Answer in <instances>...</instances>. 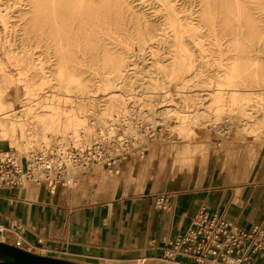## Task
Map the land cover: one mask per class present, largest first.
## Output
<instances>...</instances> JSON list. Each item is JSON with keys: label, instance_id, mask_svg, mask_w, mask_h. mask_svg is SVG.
I'll return each mask as SVG.
<instances>
[{"label": "crops", "instance_id": "crops-1", "mask_svg": "<svg viewBox=\"0 0 264 264\" xmlns=\"http://www.w3.org/2000/svg\"><path fill=\"white\" fill-rule=\"evenodd\" d=\"M226 146L208 144L205 156L186 164L164 144L149 143L142 158L125 160L117 173L103 170L96 178L99 168H93L77 175L78 183L73 178L54 191L45 184L0 188L6 229L0 240L20 238L24 249L80 264H236L169 256L172 240L201 209L245 230L264 231V142L244 150ZM229 149L254 153L244 174L225 167ZM113 176L114 185L105 186ZM160 195L167 208L156 205ZM248 264H264V251L253 253Z\"/></svg>", "mask_w": 264, "mask_h": 264}, {"label": "bare ground", "instance_id": "bare-ground-1", "mask_svg": "<svg viewBox=\"0 0 264 264\" xmlns=\"http://www.w3.org/2000/svg\"><path fill=\"white\" fill-rule=\"evenodd\" d=\"M24 1H28L30 13L22 8ZM246 1L234 0L240 8L239 16L248 17ZM250 1L257 2L258 0ZM127 2L129 3V0ZM141 2L136 3V8L129 5L126 9L124 8L126 3L122 0H2L0 22L5 29L11 27L9 26L11 22L16 24L17 28L12 27V30L18 37L21 35L18 43L28 49L39 46L42 40L51 36L59 49L72 45L77 49L93 47L98 50L102 46L94 45L89 41L97 38V35L102 32L110 40L112 48L114 44L125 45L119 35L124 34L130 39L133 31L138 30L140 32L137 41L139 51L142 52L150 46L149 49L153 53L151 38L156 36L154 32L157 30L158 19L163 17V21L167 23L173 34L172 46L176 54L172 56L174 59L168 63H163L159 59L152 62L163 67L165 79L160 81L152 78L149 85L145 87L147 90L143 91V95H146L155 93L154 89L171 79L185 78V73L194 65V61L190 56L182 53L184 50L182 37L189 35L196 41L205 32L210 31V19L216 15L217 4L222 3L223 8H226L228 0H157L158 5L164 9V14L157 18H151L156 7H146ZM198 9L201 14H196ZM125 12H130V15L127 17ZM246 41L252 43L250 38ZM6 51L5 54L9 56L12 50L7 49ZM232 54L235 56L229 62L230 65L223 63L220 58L218 61L213 58L212 61L221 68L210 75V87L203 90L204 96L212 105L208 118L210 128L216 131L221 130L218 121L224 120L229 125V119L234 117L239 120L235 126L240 133L259 129L264 135V89L255 94V91L249 87L254 84L253 81L251 82L252 79L246 78V74H243L239 67L242 59L236 56L238 55L236 51H232ZM129 59L127 55L114 58L108 56L102 60L95 58L93 64L108 69V72L104 71L100 74L99 87L94 90L85 88L82 83L84 78L71 73L65 74L64 69L59 67L56 81L60 89L36 92L25 88V99L21 101L19 108L6 103L0 91V144L6 140L10 143L9 146L14 148V146L20 147L23 141L30 144L31 140H35L42 145L41 141L51 134L60 141L61 148L66 145L79 147L97 137V134L103 136L116 134L119 125L122 124L121 120L127 124L126 129L136 136L138 132L132 125L133 119L136 117L139 119L146 108L150 111L154 123L168 113H173L177 122L172 126L168 123L166 127L170 129L179 127L180 129L185 126L183 125V123L186 124L185 116L174 107L168 108L169 104L154 108L151 102L146 103L143 100L140 104L144 108L137 107L138 109L132 111V113L136 112L135 117L128 115L131 109L125 101L131 94L126 88L129 84L126 83L132 80L125 78V70L131 65ZM29 62L33 63L34 59ZM195 75L198 74L195 73ZM259 79L256 78L254 81L257 82ZM18 80L24 81L25 85L29 83L28 78L24 76ZM203 81L208 86V79L204 78ZM97 91L101 93L102 107L95 114L92 94ZM255 96L257 99H254ZM255 108L258 114L254 111ZM90 115L95 117L94 121ZM95 128L98 130L96 133H94ZM229 129L230 126L228 131ZM189 143L176 148V157L186 164L193 160L192 147ZM31 151L24 154H29ZM253 159L254 153L251 150H248L244 156L236 151L227 152L225 167L230 171L241 169L244 174ZM235 166L238 170L233 169ZM113 183H108V185Z\"/></svg>", "mask_w": 264, "mask_h": 264}, {"label": "rangeland", "instance_id": "rangeland-1", "mask_svg": "<svg viewBox=\"0 0 264 264\" xmlns=\"http://www.w3.org/2000/svg\"><path fill=\"white\" fill-rule=\"evenodd\" d=\"M122 1L126 3L124 7L126 9L129 8V5L135 7L136 3H140V1L146 7L155 6L154 15L151 18H157L164 14V9L158 5L157 0H129V3L127 2L128 0ZM1 2L2 0H0ZM22 3L24 11L27 10L30 13L28 1ZM245 4L248 8V17L238 15L240 8L237 7L234 0H228L226 8H223L222 3L217 4L216 15L213 19H210V31L205 32L196 41L189 35L182 37L184 41L182 53L190 56L194 61V65L185 73V78L171 79L169 82L154 89L155 93L146 95H143V91L147 90L145 87L149 85L152 78L159 79L160 81L165 79L163 67L152 62L155 59H159L163 63H168L174 59L172 56L176 54V50L172 46L173 34L168 28L167 23L163 21V17L158 19L156 28L158 31L155 30L156 36L151 38L153 53L149 49L150 46L142 52L139 51V42L137 41L140 37V32L138 30L133 31L130 39L124 34L119 35L120 39L125 42V45L114 44L112 48L110 47V40L102 32L97 35V38L89 41L94 45L98 44L102 46L98 50L93 47L77 49L72 45L65 49H59L56 47L54 39L51 36L42 40L39 46L28 49V47L21 46L18 43L21 35L18 37L12 30V27H16V24L11 22L9 24L11 27L5 29L2 22H0V91L3 93L6 103L19 108L21 101L25 99V88L36 92L60 89L56 81V73L59 67L64 69L65 74L71 73L84 78L82 83L85 88L94 90L99 87L100 83L98 79L100 74L104 71L105 73L108 72V69L93 64L95 58L102 60L108 56L114 58L127 55L130 57L129 63L131 65L125 70V78L132 80V82L126 83L129 84L126 88L129 89L128 91L131 94L127 96L125 101L129 109H131L128 115L135 116L136 112L132 113V111L138 109L137 107L144 108L140 104L144 100L146 103L151 102L154 108L163 104H169L168 108L174 107L185 116L184 120L186 124L183 123L185 126L180 129L179 127L170 129L166 127V124L169 123L172 126L177 122L173 113H168V115L163 116L159 120L157 119L158 121L154 123L150 111L146 108L142 116L135 122L142 124L150 123L153 128L158 126L152 136L145 137L146 148L149 143L159 142L167 146L176 155V148L190 142L193 160L189 164L200 156L206 155L208 144L212 145L215 143L218 147L220 144L221 148H223V144H227L226 147L234 145L244 150L248 144L264 142V135L259 129L244 134L240 133L235 126L239 120L234 117L229 119V125L224 120L218 121V126L221 127V130L216 131L210 128L208 118L210 106L212 105L208 98L204 96L203 90L210 87V75L221 68L212 61L213 58H216L215 61H218L220 58L223 60V63L228 65L235 56L232 54V51H236L238 53L236 56L242 59L239 63L242 73L246 74V78L252 79L251 82L253 81L254 83L249 87L255 91V94L264 89V0H258L257 2L247 0ZM115 9L117 10V8ZM198 13L201 14L200 9H198L196 14ZM125 14L128 17L130 12H125ZM133 18L135 19V17ZM105 30L106 28L104 27ZM247 38H250L252 43L247 42ZM7 49L12 50L9 52V56L5 54ZM32 58L34 62L30 63L29 60L32 62ZM195 73L198 75H195ZM23 76L28 78L27 81L29 83L26 85L24 81L18 80ZM204 78L208 79V86L204 84ZM256 78L260 79L255 82L254 79ZM198 79H200L199 82ZM92 95L94 101L93 110L97 114L102 107L101 93L97 91ZM254 99H257V96ZM254 111L258 114L256 108ZM90 116L92 117V121H94L93 118L95 117L93 115ZM229 126L230 129L228 131ZM96 132L98 130L95 128L94 133ZM128 133L130 132L128 131ZM130 134L132 135V133ZM3 141L4 143L0 144L2 147L10 144L6 140ZM41 142L42 145H39L35 140H31L30 144H26L23 141V144L20 146L21 148L12 146L21 154L27 153L30 150L44 151L51 148L53 144L62 146L60 141L51 134ZM17 145L19 146V143ZM232 151H236V153L242 156L245 155L235 149L228 150V152ZM94 168H99L94 172V176L97 178L107 172L99 166H95ZM237 168L235 166L233 169L238 170ZM103 170L106 172L104 173ZM118 170L113 173H117ZM77 175L79 174L74 175L73 178L78 183L79 178ZM73 178L68 182V186L72 184ZM115 181L116 176H113L111 179L105 180V186L114 185L113 182ZM108 183L113 184L108 185Z\"/></svg>", "mask_w": 264, "mask_h": 264}, {"label": "built area", "instance_id": "built-area-1", "mask_svg": "<svg viewBox=\"0 0 264 264\" xmlns=\"http://www.w3.org/2000/svg\"><path fill=\"white\" fill-rule=\"evenodd\" d=\"M133 120L132 124L138 130L136 136L128 133L127 124L121 120L123 124L119 125L116 134H97L79 147L66 145L61 148L53 144L44 151L21 154L9 145L0 146V188L45 184L54 191L58 186H68L74 175L86 173L95 166L109 173L116 172L125 160L144 156L145 137L152 136L158 127L137 123V118ZM167 201L166 196L160 195L156 205L167 208ZM5 231L0 224V235ZM12 245L24 249L20 238ZM258 251H264V231L259 226L245 230L218 212L201 209L194 216L193 225L172 240L169 256L180 254L193 257L197 262L219 258L221 262L248 264L251 255ZM229 255L235 259H229Z\"/></svg>", "mask_w": 264, "mask_h": 264}, {"label": "water", "instance_id": "water-1", "mask_svg": "<svg viewBox=\"0 0 264 264\" xmlns=\"http://www.w3.org/2000/svg\"><path fill=\"white\" fill-rule=\"evenodd\" d=\"M0 264H80L22 249L0 240Z\"/></svg>", "mask_w": 264, "mask_h": 264}]
</instances>
